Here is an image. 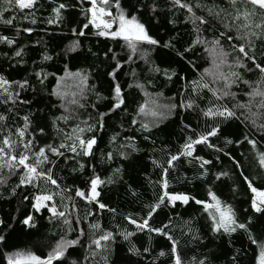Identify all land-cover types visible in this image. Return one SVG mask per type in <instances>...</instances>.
<instances>
[{
    "label": "trees",
    "instance_id": "obj_1",
    "mask_svg": "<svg viewBox=\"0 0 264 264\" xmlns=\"http://www.w3.org/2000/svg\"><path fill=\"white\" fill-rule=\"evenodd\" d=\"M112 2L114 3V0ZM60 3L67 6L61 10V21L48 24V19L55 18L53 8ZM201 3L209 7L213 4L227 7V0H201ZM120 4L129 13L136 12L139 8L140 11L136 14L147 27L149 34L162 42L174 40L175 49L144 44L142 48L149 52L148 62L146 63L139 54L129 61L130 53L123 40L114 41L109 37L97 36V29L91 26L85 29L86 35H74L71 29L79 30L81 24L86 22L81 9L90 6L87 0L83 4L81 0H38L34 13L28 9L9 11L4 13V17L14 15L16 19L13 25L0 23V35H7L16 41L13 45L0 42V74L13 82L29 81V85L23 89L13 85V89L19 92L16 103L9 102L7 105L0 103V113L8 117L6 121H0V138L11 130L12 139L16 140L15 130L23 126L24 116H28L30 120L25 140L35 138L34 150L46 144L58 146L64 133H71L76 125L86 127L84 121L94 126V132H86L85 137L93 134L97 137V145L93 149L94 157H85L81 160L85 163L84 170L80 171L74 160L66 159L73 155L66 150L65 157H56L55 164L47 166L52 168L53 178L57 180L60 189L65 190L62 195L73 198V201L65 199L63 203L74 202L76 205V211L69 209L73 227L83 228L85 232L80 237V244L68 248L63 264H71L73 260L80 264L83 261L92 236L88 225L96 221H99L103 229L116 234V239L110 246V264H173L168 255L158 256L161 250L169 252L171 241L166 236L149 233L147 230L137 231L136 235L130 238V242L135 244L142 254L133 255L128 251L130 242L125 241L119 233L125 229L136 231L135 226L130 225L124 217L130 215L138 220L144 217L147 211L145 206L152 203L154 194L161 191L157 183L161 179V169L156 167L152 160L164 164L168 154L179 151L189 136L195 138L197 134L206 131L215 123L221 124L222 131L219 139L211 137L210 141L224 151L218 153L206 145H196L193 157H181L175 168L169 170V191L188 193L196 199L211 202L207 195L211 189L222 202L232 206L240 222H245L251 217L250 228L253 234L258 240H264V214L255 213L251 208L252 193L243 178L247 176L255 187L264 188V168L260 167L257 155L258 152L264 151V133L250 128L243 118L228 122L205 118L198 108H177L171 114L166 113L165 118L158 122V126L152 127L150 133L140 131L139 121L151 122L153 118L137 116L138 105L150 98L156 99L159 104H180L194 99L200 108L208 106V102L214 99L212 94L207 89L193 94L191 82L198 80L203 69L211 66V59L202 46L179 55L194 38L193 25L185 18L188 15L186 10L173 8L171 0H120ZM0 7L6 5L0 4ZM153 7L155 11H152ZM112 11L115 14V7H112ZM196 14L207 15L206 11L201 10H196ZM25 15H28L29 19H22ZM32 18H35V24L30 22ZM211 24L223 31L215 20H211ZM24 28H32L33 31L24 32ZM17 29H20L19 35L16 34ZM201 35L211 39L214 31L210 30L209 26H204ZM74 40H79L81 47L75 52H70L69 48ZM222 43L228 50L230 42ZM254 43L259 58L262 41L257 39ZM21 47L22 56L15 57L14 51ZM45 52L53 59L43 60ZM106 52L107 56L104 55ZM113 55L116 57L115 60L112 59ZM260 62L264 64V60ZM117 63L120 64L118 68L115 67ZM153 64L161 69L174 70L177 75L168 80L161 72L150 71ZM65 66L69 72L84 70L88 75L82 98L77 96L79 103L84 107L69 104L68 112L61 107V100L58 97L50 95L56 87L57 79L63 76ZM41 69L49 74L43 84L35 75ZM113 70L115 76L108 75ZM224 71L228 72L229 69L225 67ZM258 75V72L253 71L247 73L244 78L255 81ZM116 83H119L126 101L119 109H113V89ZM76 84L77 81L72 78L61 82V90L69 93L66 100H71V93L78 91ZM136 84H144L145 88H138ZM232 90L238 93L236 100L222 101L228 103L230 107L236 101L248 99L244 95L248 91L246 85L241 84L238 88L234 86ZM145 91L149 96L144 95ZM160 93L162 95L157 96ZM2 99L0 96V100ZM100 114H105L102 127L98 124ZM61 115H68L70 118L67 121L58 120L53 127L52 121ZM133 118L138 121L136 125L131 124ZM41 128L44 129L43 133L40 132ZM57 129L61 130L59 134ZM116 133L120 134L117 144L123 142L126 136L135 137L139 151L132 153L128 160L115 154L111 161L102 159L103 153L113 151L115 145L110 144V138ZM245 134L258 141L256 150L247 142L225 146V137L233 141H242ZM146 135L150 137L148 140L144 139ZM21 150H17V155ZM49 156L52 158L51 154ZM196 156L212 161L211 165L205 166L209 174L204 179L199 178L202 170L198 161L194 159ZM217 156L219 160L216 159ZM92 166H95L96 175L104 180L111 177L113 181L98 188L100 192L98 200L108 206L102 210L95 203L88 204L75 197V192L71 191L75 188H85V181L93 175ZM73 168H77V171H73ZM117 168H121L119 175L114 174ZM220 171H225L229 175L216 180L213 174ZM3 174L6 176V182H0V220L4 223L0 224V235H5L6 239L0 242V264H7L5 255L16 250L46 255L63 234L62 220L53 218L50 221L51 213L47 210L37 212L31 207V197L36 189L31 185L16 187L19 183L18 174L8 175L7 169ZM46 187L48 191H59L52 185ZM13 188H16L14 194ZM25 196L29 199H24ZM55 200L57 205L61 206L60 197H55ZM109 209H115V212ZM87 211H92L93 215L85 220L83 217ZM28 214L34 217L36 227L29 228L21 223ZM78 215L81 220L76 224ZM169 217L172 218V224L167 231L179 241L178 251L184 264H191L193 257L197 260L206 258V264H253L256 245H252L242 231L231 235L213 233L211 222L202 205H197L194 201L187 205L177 202L175 207L169 205L158 210V214H154L149 223L152 227H162L168 224ZM186 221L189 222L188 225H185ZM189 226L193 235L198 234L200 239L194 240L191 235L184 234L187 233ZM76 235L77 233L73 232L67 238H75ZM144 247H148L150 251L144 253ZM233 257H236L235 262ZM95 259L99 260L100 257L97 256ZM53 264L58 262L54 261ZM88 264H93L91 259Z\"/></svg>",
    "mask_w": 264,
    "mask_h": 264
},
{
    "label": "snow or ice",
    "instance_id": "obj_2",
    "mask_svg": "<svg viewBox=\"0 0 264 264\" xmlns=\"http://www.w3.org/2000/svg\"><path fill=\"white\" fill-rule=\"evenodd\" d=\"M85 0H81L83 4ZM38 0H0V4L6 5V7H0V23L11 26L14 23L16 17L9 16L4 17V13L9 11H23L25 9L32 10L34 13L35 5ZM89 7L82 8L81 14L84 16L86 22L82 23L77 28H72L71 31L76 36L86 35L85 29L92 28L97 29V36L109 37L114 41L117 39L123 40L125 46L129 51L128 60L131 61L133 56L139 54L145 62H148L149 52L142 48V45L147 44L149 46H160L166 49H175L174 40L160 41L149 34V31L144 23L140 21L136 12L140 9L137 8L136 12L129 13L127 10L121 7L120 0H87ZM173 8L184 9L188 14L185 18L193 25L194 38L188 47L184 49V55L189 51H192L197 46H202L203 50L208 53L211 59V66L204 68L198 80L191 82V91L193 94H198L200 90L207 89L212 94L213 100L208 102V106L200 108L196 101L189 100L186 103H167L159 104L156 99L150 98L145 100L144 103L138 105L136 115L143 117H152L151 122L139 121V130L144 132H151L152 127L158 126V122L165 118V114H171V112L177 108L193 109L198 108L200 114L212 120L228 122L231 120H238L243 118L246 124L259 133H264V64L260 61L264 60V0H227V7H221L220 5L213 4L209 7L206 4H202L201 0H171ZM250 6V7H249ZM67 6L64 3H60L56 8H53L55 13L54 19H48V24L58 23L61 21V10ZM112 7H115L116 12L113 14ZM196 10L206 11L207 15H197ZM155 11V8H152ZM22 19H29L28 15L22 17ZM211 20H215L217 24L223 28L221 31L211 24ZM32 24L36 23L35 18L30 21ZM175 23V21H170ZM209 26L210 30L214 31V35L211 39L201 35L202 28ZM24 32L31 33L32 28H24ZM20 29L16 30V34L19 35ZM261 40L262 46L259 52V58L256 54V45L254 40ZM222 41H228L229 49L226 50ZM0 42L8 45L16 43L15 39L7 35H0ZM81 47L79 40L71 42L70 52H75ZM90 51V50H89ZM111 51V49L109 50ZM23 48H18L14 51L15 57L22 56ZM105 56L108 53H104ZM43 60L49 61L53 57L46 52L42 56ZM112 59L116 57L113 55ZM116 68L120 67V64L115 65ZM195 67V64H193ZM228 68L229 71L225 72L224 68ZM150 71L161 72L168 80H171L173 76L177 75L174 70L161 69L158 65L153 64ZM253 71L258 72V78L255 81L245 79L247 73ZM64 74L56 81V87L52 90L50 95L56 96L61 100V107L65 108L68 112V105L77 106L83 108L84 105L79 103L77 96L81 98L84 92V86L87 84L88 75L84 70H77L76 72H69L67 66L63 70ZM134 74V73H133ZM39 82L43 84L44 80L48 78L47 73L43 69L35 73ZM55 75V74H52ZM108 75L115 76V70L109 72ZM68 78H72L77 81L75 87L78 91L71 93L72 99L66 100L69 95L67 91L61 90V82ZM150 83V82H149ZM23 89L29 85L28 80L21 82L9 81L4 75L0 74V96L3 97L0 103L8 104L9 102L16 103V97L19 96V92L13 89V85ZM241 84L248 87V91L244 93L248 99L246 101H236L231 107L228 103L222 101L236 100L237 92L233 91V87H239ZM132 87V85H129ZM136 87L144 89V84H136ZM114 103L113 109H119L122 105L126 104L122 89L119 83H116L113 89ZM145 96H149L148 92H144ZM162 93L157 94V96ZM151 105V106H150ZM11 111V109H9ZM100 114L101 119L98 124L102 127L103 116ZM7 116L0 113V121H6ZM68 115H61L52 121L53 127L56 126L58 120H69ZM24 124L22 127H18L15 130L17 136L16 140L12 139V131L9 130L7 135H3L0 138V182H6V176L3 174L4 170H8V175H17L19 177V183L16 187L22 185H31L36 189V192L31 197V207L37 212L42 209L51 213L49 220L57 218L62 220L63 234L50 248L46 255L40 256L31 251L16 250L5 255L7 264H63L65 253L69 247L80 244V237L85 234L83 228L73 227V221L69 218L72 211H76V205L74 202L63 203L65 199L73 201L71 196H64L62 192L64 189H60V185L57 180L53 178L52 168L48 165L55 164L56 157H65V151L72 153V156L66 157V159L74 160L78 165L80 171L84 170L85 163L81 160L85 157H94V146L97 145V137L95 134L90 137H85L86 132H94V126L84 121L86 127H80L76 125L73 127L71 133H64L62 141L58 146L52 144H46L34 150V137L32 139L25 140L27 129L30 126V120L28 116L23 117ZM138 123L136 118L131 120L132 125ZM221 124L215 123L209 128L197 134L195 138L189 136L185 143L181 146L180 150L175 154L169 153L164 164H160L157 160L153 159L152 163L161 169V179L157 182L161 191L154 194V201L146 205V215L141 219L132 218L130 215L125 216L124 219L129 222L130 225L135 226L136 231H129L125 229L120 232L119 235L125 240L130 242V238L136 235V232H143L147 230L149 233H157L162 236H166L171 244L169 246V252L165 253L161 250L158 256L168 255L173 264H184L182 256L178 251L179 241L167 231L172 224V218H168V224H164L162 227H152L149 221L153 218L154 214H158V210L168 207L169 205L175 207L177 202L187 205L190 201H194L197 205L203 206V211L207 213V216L211 222V231L213 233H226L233 234L238 231H242L247 235L248 240L252 245H256V250L253 257V264H264V240H258L253 234L250 224L252 218L248 217L247 221L240 222L236 218V213L231 205L224 203L220 198L211 190H208V197L210 201L199 200L188 193L169 191V170L175 168L176 162L181 157H193L195 146L199 144L206 145L213 149L215 152H223V148L218 147L216 144L210 141L211 137L220 138ZM40 132L43 133L44 129L41 128ZM58 134L61 130L57 129ZM119 133L114 134L110 138V144L115 145L113 151H108L102 154V159L111 161L115 156L121 157L124 160H128L130 155L139 151L136 146L134 136H126L123 138V142L117 144ZM149 136H144L145 140H148ZM247 142L251 145L253 150L257 149L258 141L255 138H250L249 134H245L243 140L233 141L224 138L225 146L228 144H241ZM154 143V142H153ZM22 149L17 155V150ZM51 154V157L49 156ZM228 155V153H225ZM259 159V165L264 168V151L257 153ZM79 157L80 159H77ZM199 163V167L202 170L200 172L201 179L208 176V169L206 165H211L212 161L205 159L202 156L194 157ZM219 160V156L216 157ZM191 162V161H189ZM238 166V165H237ZM93 168V175L85 181V188H75L71 191L75 192V197L86 201L88 204L95 203L99 209H105L108 206L105 203H101L98 200L100 192L98 188L105 183H112L111 177L107 180L102 179L99 175L95 174V166ZM73 171H77V168H73ZM121 168L114 170V174L119 175ZM214 178L219 180L221 177H226L229 174L225 171L214 173ZM249 190L252 193L251 196V208L255 213L264 214V188H257L254 186L252 180L249 177H243ZM41 185H44L42 187ZM47 185L55 186L59 191H48ZM16 188L12 189L14 194ZM135 194V193H133ZM59 196L61 200V206H58L55 197ZM24 199H29L25 196ZM61 207L63 210H61ZM115 212V209H109ZM93 215L92 211H87L83 219H87ZM81 218L79 215L76 217V224L80 223ZM4 221L0 220V224ZM21 223L29 228L36 227L34 217L30 214L25 215ZM189 222H185L188 225ZM118 227V226H117ZM89 230L92 236L87 245L86 254L83 257V261L80 264H88L90 259L93 264H110L111 244L116 239V234L113 231L103 229L99 221L89 223ZM77 233L75 238H67L71 233ZM185 235H191L192 239H200L199 235H193L192 228L189 226ZM5 235H0V242H4ZM128 251L133 255H141V250L131 244ZM150 249L148 247L143 248V252L147 253ZM99 256L100 259L95 258ZM236 257H233L235 262ZM71 264H78L73 260ZM191 264H206V258L197 260L192 258Z\"/></svg>",
    "mask_w": 264,
    "mask_h": 264
},
{
    "label": "rangeland",
    "instance_id": "obj_3",
    "mask_svg": "<svg viewBox=\"0 0 264 264\" xmlns=\"http://www.w3.org/2000/svg\"><path fill=\"white\" fill-rule=\"evenodd\" d=\"M98 31V30H97Z\"/></svg>",
    "mask_w": 264,
    "mask_h": 264
}]
</instances>
